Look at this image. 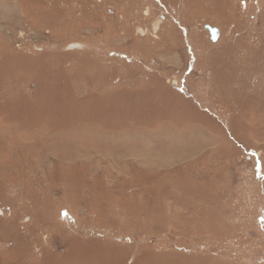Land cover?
I'll list each match as a JSON object with an SVG mask.
<instances>
[{
    "label": "rangeland",
    "instance_id": "obj_1",
    "mask_svg": "<svg viewBox=\"0 0 264 264\" xmlns=\"http://www.w3.org/2000/svg\"><path fill=\"white\" fill-rule=\"evenodd\" d=\"M0 264H264V0H0Z\"/></svg>",
    "mask_w": 264,
    "mask_h": 264
},
{
    "label": "water",
    "instance_id": "obj_2",
    "mask_svg": "<svg viewBox=\"0 0 264 264\" xmlns=\"http://www.w3.org/2000/svg\"><path fill=\"white\" fill-rule=\"evenodd\" d=\"M205 30L209 33V38L211 42H216L219 37V30L218 28L205 24L204 25Z\"/></svg>",
    "mask_w": 264,
    "mask_h": 264
},
{
    "label": "trees",
    "instance_id": "obj_3",
    "mask_svg": "<svg viewBox=\"0 0 264 264\" xmlns=\"http://www.w3.org/2000/svg\"><path fill=\"white\" fill-rule=\"evenodd\" d=\"M59 242H61V241L59 240Z\"/></svg>",
    "mask_w": 264,
    "mask_h": 264
}]
</instances>
